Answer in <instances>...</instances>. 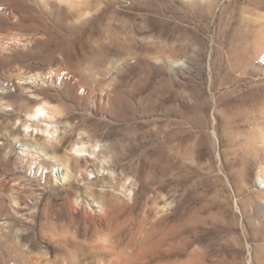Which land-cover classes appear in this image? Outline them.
Instances as JSON below:
<instances>
[{"label": "rangeland", "instance_id": "374dc122", "mask_svg": "<svg viewBox=\"0 0 264 264\" xmlns=\"http://www.w3.org/2000/svg\"><path fill=\"white\" fill-rule=\"evenodd\" d=\"M21 1L29 9L0 0V40H30L18 51L36 56L0 63V76L55 66L69 78L38 87L33 98L0 88V227L12 231L28 264H90L89 247H130L134 239L137 247L186 253L181 264L193 252H207L211 264H258L264 152L256 156L252 145L264 133V61L255 57L241 14L245 0H146L143 9L116 0L102 23L47 48L30 9L55 30L58 20L84 25L62 19L72 10L59 0H51L52 15L40 0ZM80 86L111 104L79 95ZM42 103L56 110L52 141L45 122L26 116ZM79 143L97 154L72 156L74 180L60 184L61 166L44 155L67 160ZM25 144L33 156L22 154ZM102 193L120 196L122 206L107 229L85 202ZM127 217L134 220L123 223Z\"/></svg>", "mask_w": 264, "mask_h": 264}, {"label": "bare ground", "instance_id": "6f19581e", "mask_svg": "<svg viewBox=\"0 0 264 264\" xmlns=\"http://www.w3.org/2000/svg\"><path fill=\"white\" fill-rule=\"evenodd\" d=\"M14 1L17 3V6L19 8H23V7L27 8V6L24 5L21 0H14ZM40 1L42 2L43 6L46 9L48 8V10H49L48 13L50 15H52V12H51L52 2H51V0H40ZM120 1H122V0H120ZM127 1H130L131 7L135 8V9H137V8L143 9L144 7L149 6L151 4V2L150 3L146 2V0H127ZM157 1L161 2V1H165V0H156V2ZM197 1H195V3ZM212 1H216V0H210V2H212ZM261 1H263V0H261ZM59 2L61 3V5L62 4L67 5L72 10L70 13H68L62 19L68 20L69 22H73V23L81 22V24L84 25V28L79 27L76 24H73V25L66 24L64 22H61L62 20L59 22V20H58V23H57V29L58 30L57 29L56 30L57 31L61 30V32L62 31L66 32L65 35H62L59 32L57 33V31L55 30V27H53L51 25L52 23L50 24V22L48 21L49 19L47 20L45 17H43V15L38 14L34 8L30 9V11L33 13V15H36L34 17V20H33L34 22H31V23H34V25L36 24V30H37V31H35V32H37L36 36H38V37L40 36V37L47 39L46 42L44 43V45H42L45 48L49 47L53 40H57V39L60 40L61 39L62 41L63 40L68 41V40H70L71 36L76 35L79 31L80 32L89 31L90 27H88V25L90 26L92 24H97L99 22L102 23V20L105 19L107 12L112 8V5H114V3H117L119 1H116V0H108V1L107 0H59ZM246 2L248 3L249 6H251V8H248L249 6L248 7L245 6L247 4ZM245 3L240 5L241 6L240 10H241L242 15H246V17H244V18H246V25H247L248 31H253L252 32L253 33V37H252V39H253L252 40L253 52H254L256 58L264 61V16L260 15V13L257 10L258 9L257 6H259V4H261V2H259V0H245ZM237 4H238V2H237ZM103 5L105 7L101 10V6L103 7ZM151 6H154V5H151ZM197 6H199V5H197ZM201 7H203V6H201ZM212 7H213V5L210 4L209 6H207L206 9L204 8L205 9L204 13L208 12L209 10L211 11ZM7 8H9V7L7 6ZM0 9H1V6H0ZM27 9H29V8H27ZM161 9H162V7H161ZM201 9H203V8H201ZM5 10H8V9H5ZM15 10H17V9L14 8V10H11L9 12L11 13L12 17L17 18V16H16L17 14L15 15V13H16ZM60 10H62V13H64L63 9H60ZM157 10L160 11V9H157ZM93 12H94V14H93ZM65 13H67V12H65ZM65 13H64V15H65ZM54 16H56V15H54ZM261 22H263L261 27L259 29L255 30V26ZM140 28H142V27H140ZM140 28H139V30H140ZM30 42H31L30 40H22V39L16 40V41H9V42H4V41L0 40V63L8 65V63L11 62V60L16 59L18 61L19 59H24L25 57L28 58L29 56H36L35 52L34 53L29 52L30 54H23V53L18 51L19 49L25 48L27 45H29ZM67 51H69V50L67 49ZM9 65H11V64H9ZM65 66H68V65L66 64ZM53 67L54 68H51L46 73L37 72V71H33V72L27 71L26 72V71H23L21 69H18V70L14 69V71H11V72L10 71L4 72L0 76V88L3 89L4 91H13L15 89H18L20 92L24 93L25 95H28L29 97L33 98L34 92L36 91V89L38 87L45 85L47 83H49L50 85L51 84H58L67 78L65 76L66 74L64 75L65 71H63L62 68L55 67V66H53ZM65 69H67V68H65ZM69 73H71L70 70H69ZM67 79L69 80V78H67ZM70 80H72V79L70 78ZM83 86H80L81 91L77 90L79 92V95L84 92L87 98H89L91 100H95L104 106L108 107L111 104L110 98L107 97L108 99H105L103 96L96 98L91 92L87 91ZM55 113H56V110H54L50 106L42 103V104H38L37 107L35 108V110L27 112L26 116L30 120L40 119L41 121L45 122L47 125V129L45 131L42 130V132L47 133V135L49 137L48 140L52 141L53 138H55V135L57 133L56 130L51 129L53 121L56 117ZM31 128L32 127L30 125L27 126V130H30ZM23 146L24 147H22V154L26 155V156H30V155L33 156V147L30 145H27V144H25ZM74 149H75V153H70L67 160L59 159L56 156H51V155L49 156L47 154L44 155L47 157L48 160L55 162V163H58L61 166L59 168H61L62 170L59 173V175L57 176L60 184H65V183H68V182L74 180V177L71 173V169L69 166V161H70V158L72 156L84 154L86 152L87 153L90 152L93 155L97 154L96 148L91 150V148L89 149L83 143L77 144ZM252 151H253V154H255L258 157L260 156V153L264 152V133H262V134L260 133V135L256 138V140L254 141V143L252 145ZM36 153H38V152L36 151ZM259 180H260L261 184H264V167L260 168ZM123 188L125 189L126 187L123 186ZM86 189L87 190H85V191H88L90 193H92L94 191L92 185H87ZM125 190H126V194L129 191H131L129 189H125ZM116 191L118 193H121L120 188H116ZM101 195H102V197L101 198L99 197V199L93 200V198L88 197L87 199H85L86 201L85 200L84 201L86 202V204H88L92 208V210H96L99 212V216H100V217H98L99 218V220H98L99 227H103V228L107 229L106 227H109L112 224L111 219L113 218V216L114 215L117 216L119 213H121L122 206L117 202L118 201L117 199H119L120 196L117 197V195H115L111 198H107V197L103 196V193ZM125 196H127V195H125ZM70 202L71 201H69V203ZM13 204L16 207L18 206L17 202H14ZM71 205H72V203H71ZM132 209H134V208H132ZM73 212L75 214V212H77V210L72 208L71 213H73ZM129 215H130V213H129ZM133 220H134V218L131 219V218L127 217V218H124L123 223H128L129 221H133ZM140 223H139V226H140ZM128 224H130V223H128ZM144 232H145V230H144ZM141 233H142V230H139L135 234H141ZM137 239H138V237H137ZM139 240H141V239H139ZM137 246L138 245L134 239L133 241H131L130 247H89V249L91 250L90 254L93 257L90 264H181L178 262V259L182 255L186 254V253H183L182 251H176V249L171 248V247L163 249V247L161 248V247H140V246L137 247ZM118 248H123V251L119 253L118 250H116ZM189 255L190 256L188 258V261L185 262L184 264H211V262H212V259L207 252H202V253H198V252L194 253L193 252V253H190ZM86 257H89V256H86ZM86 259H84V260H86ZM78 264H88V262H81ZM258 264H264V253L261 256V259L258 261Z\"/></svg>", "mask_w": 264, "mask_h": 264}, {"label": "crops", "instance_id": "0c3cea01", "mask_svg": "<svg viewBox=\"0 0 264 264\" xmlns=\"http://www.w3.org/2000/svg\"><path fill=\"white\" fill-rule=\"evenodd\" d=\"M14 234L0 227V264H28V256L22 251L21 243L14 245ZM26 250V249H25Z\"/></svg>", "mask_w": 264, "mask_h": 264}]
</instances>
